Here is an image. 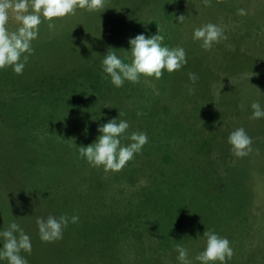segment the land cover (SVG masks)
I'll use <instances>...</instances> for the list:
<instances>
[{
    "label": "rangeland",
    "instance_id": "obj_1",
    "mask_svg": "<svg viewBox=\"0 0 264 264\" xmlns=\"http://www.w3.org/2000/svg\"><path fill=\"white\" fill-rule=\"evenodd\" d=\"M183 1L105 0L101 11L77 8L76 22L69 21L71 14L63 18L68 21L66 23L56 19L51 21L54 27L62 25L58 34H46V30L52 28L41 16L38 36L31 41L33 51L23 74H15L11 66L0 70V231L15 222L29 234L39 233L37 218L33 215L46 220L48 216L41 215V210L49 213V209L50 215L56 218L77 215L83 210L82 198L87 191L83 185H74L68 193L58 189L67 167L60 148L47 152L46 164H33L26 173L20 170L18 143L14 136L19 128L18 117L22 120L26 114L29 120L26 130L30 125H36L38 132L52 140L62 131L67 117L78 120L87 116L94 123H102L103 114L96 111L95 103L112 100L118 113L131 116L132 112H137L140 116L155 118L154 104L159 99L163 78L157 80L141 76L139 83L125 80L122 87L116 88L111 84L110 76L103 72L102 60L109 50L130 64L129 40L139 34L150 38L159 29L164 37L162 46L170 48L172 38L173 46H183L190 52L193 47L199 52L194 55L196 58L203 53L207 68L206 82L200 85L204 91L189 93L186 90L183 93L185 100L194 103V111L202 112L203 127L191 132L190 149L181 147L186 142L184 139L176 143L181 151L194 156L191 158L193 175L190 177L192 219L187 229L191 233L181 246L188 250L192 264H200L195 257L206 246V238L201 233L205 227L198 224V214L193 210L201 209L204 226L230 241L234 255L227 264H264V117L250 119L254 101L259 102L264 110V0H220L221 5L215 14L205 13L204 0H200L201 6L196 4L192 7L187 4H193L194 0ZM241 8L247 15H238ZM182 10L185 19L180 24L177 15H182ZM208 23L222 28L226 39L222 38L210 50H205L201 41L193 40V32ZM19 26L9 12L8 31H16ZM204 63L196 59L186 65L201 68ZM188 85L193 86V83L189 80ZM135 122L139 124V118ZM241 127L253 143L252 151L238 158L230 151L227 141L229 134ZM148 129L152 131L146 133L148 142L158 143L160 134L157 133L161 127L152 124ZM130 136L128 132L122 134L121 145L131 143ZM200 144L204 151H211L209 157L197 158ZM74 145L77 149L84 146L82 141ZM226 148L229 149L228 156L223 151ZM144 149L145 145L128 162H136ZM215 156L222 159L226 156L229 165H236L230 168V172L238 175V180L231 176L226 180L231 188L222 182L208 184L203 168ZM223 166L218 164L222 178V174L224 177L227 175ZM48 197L53 198L51 203L45 199ZM215 209H224L226 217L214 213L220 219L214 218L212 211ZM77 224L80 226V220L73 226L76 234L68 235V223L63 230V238L51 243L40 241L36 235H28L31 254L21 251L20 255L28 264H57L64 259L62 251L79 248L81 236L78 235ZM15 234L19 236L18 232ZM3 243L0 237V248ZM177 257L172 258L173 264H180ZM0 264H8V261L0 259Z\"/></svg>",
    "mask_w": 264,
    "mask_h": 264
},
{
    "label": "trees",
    "instance_id": "obj_2",
    "mask_svg": "<svg viewBox=\"0 0 264 264\" xmlns=\"http://www.w3.org/2000/svg\"><path fill=\"white\" fill-rule=\"evenodd\" d=\"M196 4L201 6L202 2L194 0L193 4L187 5L192 7ZM210 4L211 6L205 7V13L215 14L221 3L210 0ZM208 7L211 8L210 11ZM180 13L184 15V10ZM63 18H56V21L68 22ZM77 19L75 13L71 14L69 21L76 22ZM61 27L62 25H58L46 30V34H58ZM174 47L177 46L172 45L170 38V48ZM183 48L187 64L196 59L204 63L203 53L196 58L194 55L199 52L193 50L195 48L192 47L191 52ZM189 73H195L198 77L193 86L188 85ZM162 78L163 87L157 103L154 104L155 118L143 117L137 112H132L131 116L119 115L112 100L108 103H95L96 111L103 114L102 123H94L87 116H81L78 120L67 117L62 131L52 140L48 135L38 132L36 125H30L27 131L25 127H28L26 124L29 120L25 117L26 114L22 116V120L18 117L19 128L18 131L15 130L14 136L18 143L17 159L21 162L20 170L26 173L31 170L33 164H46L44 159L49 157L47 152H55L60 148L65 155L67 167L58 189L68 193L74 185H83L87 190L82 198L83 210L76 215L79 217L78 221L80 220V226L77 224L78 235L81 236L80 246L78 249L69 248L62 251L64 259L57 264H77L79 261L80 264H173L172 258L179 255L176 246L182 245L190 237L191 232L187 229L192 219L190 177L193 175L191 158L194 156L193 153L181 151L176 143L184 139L186 142L181 147L188 146L190 149L191 132L195 128L202 130V112H195L194 103L185 100L183 93L189 88L197 93L204 91L200 85L206 82L207 68L205 63L201 68L185 65L171 74L164 70ZM172 102L176 103L172 105ZM136 118H139V124H136ZM112 119H117V122L127 121L129 128L126 132L129 134L152 132L148 129L150 125H159L161 129L156 133L160 134V140L158 139L156 144L147 142L142 157L136 162H127L119 172L105 173L103 166L93 167L85 158L80 157L77 145L74 144L80 141L84 146L94 143L100 135L97 128ZM223 151L228 156L229 149ZM211 154L209 150L204 151L200 144L196 156L201 159V156L205 155L207 158ZM81 159L84 162H81ZM210 160L207 167L203 168L208 184L222 182L231 188L226 180L230 176L233 180H238V175L230 172V168L236 165H229L226 156L224 159L215 156ZM218 164L224 165L227 175L224 177L222 174L223 178ZM45 199L51 203L53 198ZM223 210H213V217L220 219L218 214L214 216V213L226 217ZM48 211L49 213H46L41 210V215L49 216L51 211ZM195 211L198 213V224H203L204 231L211 230L204 226L201 209H194L193 213ZM33 216L40 217L36 214ZM72 216H69L68 235L76 234L74 223L71 222ZM24 232L27 235H36L41 241L38 232Z\"/></svg>",
    "mask_w": 264,
    "mask_h": 264
},
{
    "label": "clouds",
    "instance_id": "obj_3",
    "mask_svg": "<svg viewBox=\"0 0 264 264\" xmlns=\"http://www.w3.org/2000/svg\"><path fill=\"white\" fill-rule=\"evenodd\" d=\"M219 3L220 0H217ZM205 6H211L210 0H204ZM31 6V12L29 7ZM105 7V0H0V70L9 66L17 75H22L29 55L32 54L31 41L38 36V26L41 16L44 21L49 22V28H53L51 23L56 18H63L69 14H75L77 8L87 9L89 12L101 11ZM9 12L20 26L16 31L9 32L6 24L9 20ZM238 15H247L245 9H238ZM180 24L185 16L177 17ZM223 36V29L219 26L208 23L193 32V40L201 41V47L210 50L214 43H219ZM164 37L158 33L146 38L139 34L129 40L131 45V63H124L115 53L107 51L102 60V70L111 78V84L116 88L122 87L125 80L132 83H139L141 76L155 77L157 80L167 70L169 74L180 70L187 64L186 52L183 47L177 46L169 48L162 46ZM112 49V48H109ZM28 53V55H23ZM23 56V61L21 57ZM189 80L195 84L198 77L195 73H189ZM189 93L194 89L189 88ZM253 109L250 119L256 120L264 117L259 102L251 104ZM123 115V113H119ZM129 128L125 120L112 119L100 125L97 131L101 134L94 143L88 146H79V155L93 167L103 166L105 173L119 172L126 163L130 161L134 154L139 153L148 142L147 134L144 132H133L129 137L131 143L121 145L120 137ZM230 151L234 156L242 158L251 151L252 138L246 133L243 127L232 131L228 136ZM76 146V145H75ZM77 147V146H76ZM198 214V213H197ZM79 217L73 215L72 223H77ZM202 219V218H201ZM69 217L61 215L56 218L49 215L47 219L37 218L36 224L42 242L51 243L63 238V230L67 228ZM19 233L17 236L15 233ZM206 238V246L198 253L195 260L200 264H227L234 255V250L230 247V241L222 238L213 230H206L203 233ZM3 238V247L0 248V259H6L8 264H28V261L20 255L21 251L31 254L32 245L30 237L24 233L18 224L13 222L8 229L0 231ZM179 253L177 259L180 264H192L188 259V250L181 245L176 246Z\"/></svg>",
    "mask_w": 264,
    "mask_h": 264
}]
</instances>
